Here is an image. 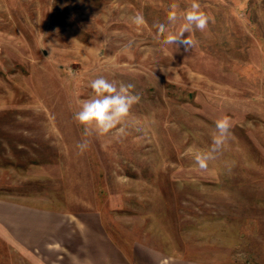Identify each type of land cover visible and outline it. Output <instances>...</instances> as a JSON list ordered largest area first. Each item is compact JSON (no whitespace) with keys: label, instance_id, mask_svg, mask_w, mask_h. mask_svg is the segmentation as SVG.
I'll return each instance as SVG.
<instances>
[{"label":"rangeland","instance_id":"1","mask_svg":"<svg viewBox=\"0 0 264 264\" xmlns=\"http://www.w3.org/2000/svg\"><path fill=\"white\" fill-rule=\"evenodd\" d=\"M191 3L0 0V205L99 222L128 253L264 264V0H198L208 27L187 50L164 44ZM99 77L135 86L124 134L85 137L74 119ZM225 116L202 170L188 149L210 148Z\"/></svg>","mask_w":264,"mask_h":264},{"label":"crops","instance_id":"2","mask_svg":"<svg viewBox=\"0 0 264 264\" xmlns=\"http://www.w3.org/2000/svg\"><path fill=\"white\" fill-rule=\"evenodd\" d=\"M21 214V208L0 205V264H9L2 261L5 252L13 254L10 264H199L145 247L128 253L99 222L58 224L73 225L65 230L54 226L47 211L29 221Z\"/></svg>","mask_w":264,"mask_h":264},{"label":"clouds","instance_id":"3","mask_svg":"<svg viewBox=\"0 0 264 264\" xmlns=\"http://www.w3.org/2000/svg\"><path fill=\"white\" fill-rule=\"evenodd\" d=\"M173 8L176 5L172 6ZM184 23L176 33H169L163 43L166 45H176L177 42L189 49L194 45V40L191 38L193 29L203 31L208 27L209 17L200 10L198 0H192L190 9L183 14ZM177 20V13L171 11L168 14L170 23ZM132 22L137 26L145 23L142 14H136L132 18ZM160 34L165 32L163 24L156 25ZM188 33L187 37L184 34ZM130 47V45H129ZM94 92V96L80 102L81 107L74 114V119L84 126V136L88 137L95 132L99 136H104L116 130L117 135L125 133V128L122 126L125 118L129 115L131 106L138 102L139 96L132 94L131 90L134 85L120 83L119 87L115 83L109 82L103 77L93 80L90 84ZM230 121L228 117H223L215 122V130L211 133L212 144L210 148L193 149L189 148L188 153L192 154L196 164L200 169L206 170L208 162L216 158V154L220 152L229 135ZM79 152L82 154L89 147L87 139L82 140L76 145Z\"/></svg>","mask_w":264,"mask_h":264}]
</instances>
